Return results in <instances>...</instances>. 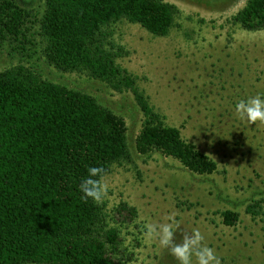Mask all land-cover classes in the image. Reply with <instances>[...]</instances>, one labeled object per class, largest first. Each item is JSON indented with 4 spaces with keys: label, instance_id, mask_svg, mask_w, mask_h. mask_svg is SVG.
Segmentation results:
<instances>
[{
    "label": "rangeland",
    "instance_id": "1",
    "mask_svg": "<svg viewBox=\"0 0 264 264\" xmlns=\"http://www.w3.org/2000/svg\"><path fill=\"white\" fill-rule=\"evenodd\" d=\"M17 1L24 6L33 0ZM35 1L24 17L26 38L0 40V72L24 65L124 119L133 163L114 165L104 176L109 192L101 203L119 230L123 264H178L148 234V225L168 223L170 216L179 222L176 243L198 228L220 264H264V124L249 126L234 114L238 99L264 93V29L246 31L232 22L247 0H162L178 10L164 37L126 21L113 27L115 42L127 52L117 63L136 76L165 125L179 128L184 140L216 163L210 175L191 173L159 153L135 154L143 115L132 94L49 65L35 34L43 0ZM255 201L261 208L252 216L246 207ZM120 203L133 207L135 217L118 216ZM227 209L238 214L234 226L223 224L220 213Z\"/></svg>",
    "mask_w": 264,
    "mask_h": 264
},
{
    "label": "trees",
    "instance_id": "2",
    "mask_svg": "<svg viewBox=\"0 0 264 264\" xmlns=\"http://www.w3.org/2000/svg\"><path fill=\"white\" fill-rule=\"evenodd\" d=\"M0 0V40L26 38L24 17L34 10ZM177 8L162 0H43L36 21L46 62L62 72L84 73L117 93L130 92L143 115L134 153H159L198 175L216 163L167 126L139 89L136 76L117 63L126 55L113 27L126 21L164 37ZM246 31L264 29V0H247L232 17ZM122 117L92 96L47 81L29 67L0 72V264H123L119 230L102 204L85 200L79 184L87 169L133 163ZM259 201L246 207L258 215ZM118 216L135 209L120 203ZM234 226L238 214L220 213Z\"/></svg>",
    "mask_w": 264,
    "mask_h": 264
},
{
    "label": "clouds",
    "instance_id": "3",
    "mask_svg": "<svg viewBox=\"0 0 264 264\" xmlns=\"http://www.w3.org/2000/svg\"><path fill=\"white\" fill-rule=\"evenodd\" d=\"M235 117L249 126L257 121L264 124V93L240 98L234 105ZM105 169L93 166L87 169V175L81 178L79 188L85 200L91 199L96 204L103 203L109 187L104 180ZM168 223L148 225L149 236H157L159 244L170 250L178 264H220V259L211 247L203 244L204 237L198 228L183 235L180 243L174 241L179 222L168 217ZM193 257L195 260H193Z\"/></svg>",
    "mask_w": 264,
    "mask_h": 264
}]
</instances>
